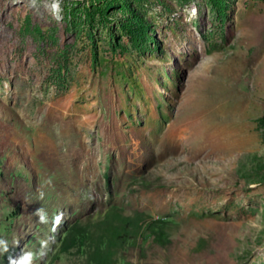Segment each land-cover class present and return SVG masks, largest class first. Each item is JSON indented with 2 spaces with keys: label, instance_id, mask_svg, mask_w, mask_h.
Returning a JSON list of instances; mask_svg holds the SVG:
<instances>
[{
  "label": "rangeland",
  "instance_id": "1",
  "mask_svg": "<svg viewBox=\"0 0 264 264\" xmlns=\"http://www.w3.org/2000/svg\"><path fill=\"white\" fill-rule=\"evenodd\" d=\"M56 1L0 0V264L112 207L101 264H264V0Z\"/></svg>",
  "mask_w": 264,
  "mask_h": 264
},
{
  "label": "trees",
  "instance_id": "2",
  "mask_svg": "<svg viewBox=\"0 0 264 264\" xmlns=\"http://www.w3.org/2000/svg\"><path fill=\"white\" fill-rule=\"evenodd\" d=\"M144 219L143 214L137 211L133 212V214H123L115 207L108 209L102 221L108 227L106 240H101L100 236H93L91 234L92 224L90 222L81 223L74 221L65 229L60 237L57 253H65L70 249H74L75 251L84 250L88 244L93 243V247L91 248L93 250L92 253L99 255L96 256L95 261L91 264H101L103 256L108 259V255H104L105 249L107 250L109 245L108 241L117 240L118 243H125L132 235L137 233ZM157 228H159L157 221L152 220L144 229L149 230L153 235ZM159 237L160 235L156 238ZM107 259L104 260L105 264H108ZM88 263L90 262L88 261Z\"/></svg>",
  "mask_w": 264,
  "mask_h": 264
},
{
  "label": "water",
  "instance_id": "3",
  "mask_svg": "<svg viewBox=\"0 0 264 264\" xmlns=\"http://www.w3.org/2000/svg\"><path fill=\"white\" fill-rule=\"evenodd\" d=\"M56 4H57V1L55 2V5H54L53 9L56 7Z\"/></svg>",
  "mask_w": 264,
  "mask_h": 264
},
{
  "label": "bare ground",
  "instance_id": "4",
  "mask_svg": "<svg viewBox=\"0 0 264 264\" xmlns=\"http://www.w3.org/2000/svg\"><path fill=\"white\" fill-rule=\"evenodd\" d=\"M56 1V0H55ZM55 5V4H54ZM54 5H53V7H54Z\"/></svg>",
  "mask_w": 264,
  "mask_h": 264
}]
</instances>
